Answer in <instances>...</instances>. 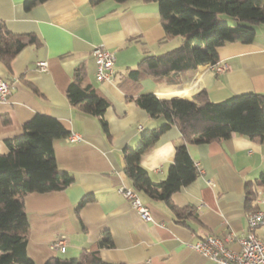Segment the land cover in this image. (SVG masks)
Segmentation results:
<instances>
[{"label": "crops", "instance_id": "crops-1", "mask_svg": "<svg viewBox=\"0 0 264 264\" xmlns=\"http://www.w3.org/2000/svg\"><path fill=\"white\" fill-rule=\"evenodd\" d=\"M24 0H0V21L13 34H32L34 43L23 47L9 68L0 61V79L9 83V94L0 100V153L5 139L22 132L34 114L56 118L69 134L52 141L57 168L73 177L63 190L32 192L24 196L29 221L26 251L35 264L51 256L78 257L96 250L113 264H214L189 244L207 235L235 239L225 241L240 250L237 238L247 233L246 214L264 210V185L255 186L256 209L247 210L246 185L264 171V138L254 141L232 134L209 143L187 144L198 175L170 196L184 209L180 220L170 205L137 191L124 171L123 149L135 147L142 133L164 123L162 113L149 114L137 97L153 93L158 99L192 100L205 90L212 102L244 92L264 93V24L255 25L250 42H229L217 48L218 61L227 69L214 72L216 64L163 77L146 76L131 81L128 74L148 54L175 48L182 38L164 39L158 4L149 0H46L25 9ZM103 46L115 56L112 78L97 81L92 49ZM47 61L44 71L36 62ZM83 66L85 83L93 86L108 104L102 130L98 117L77 109L66 95L74 71ZM70 134L79 141L66 140ZM182 142L176 125L164 131L140 156V164L153 182L166 177L175 146ZM211 181L212 185L208 183ZM132 188L152 215L143 220L118 191ZM89 199L78 210L79 201ZM108 233L111 244L97 247ZM264 236V224L255 228ZM64 236L65 250L51 247Z\"/></svg>", "mask_w": 264, "mask_h": 264}, {"label": "trees", "instance_id": "trees-1", "mask_svg": "<svg viewBox=\"0 0 264 264\" xmlns=\"http://www.w3.org/2000/svg\"><path fill=\"white\" fill-rule=\"evenodd\" d=\"M46 0H24L25 9ZM99 1V0H92ZM123 2L126 0H116ZM149 1V0H144ZM158 4L165 36L161 41L180 37L177 47L159 54L143 56L128 74L133 82L146 76L163 77L195 69L200 64L218 61L217 48L229 42H250L255 25L264 24V0H152ZM32 34H13L0 21V61L9 68L11 60L28 44ZM85 69L73 73L66 95L77 109L98 117L102 130L107 102L85 83ZM136 103L149 114L162 113L165 121L141 134L135 147L123 149L124 171L137 191L168 203L179 221L184 209L170 200L173 192L190 183L197 175L187 144L209 143L232 134L254 141L264 138V93L244 92L212 102L205 90L192 100L158 99L153 93L141 94ZM172 125L180 131L182 142L175 146L166 177L153 182L140 164L141 154ZM69 134L54 117L36 113L22 125L21 134L5 139L7 152L0 153V264H35L26 251L29 221L24 205L28 193L63 190L73 177L57 168L52 141ZM264 185V171L255 182L246 185L245 204L254 210L255 186ZM89 199L85 195L76 210ZM111 244L108 233L96 246ZM42 264H113L99 258L96 250L81 252L78 257L51 256Z\"/></svg>", "mask_w": 264, "mask_h": 264}, {"label": "built area", "instance_id": "built-area-1", "mask_svg": "<svg viewBox=\"0 0 264 264\" xmlns=\"http://www.w3.org/2000/svg\"><path fill=\"white\" fill-rule=\"evenodd\" d=\"M92 55L96 62L95 78L97 81L110 80L114 71V53L103 46H96L92 49ZM36 67L40 71L47 68V61L40 60L36 62ZM214 72H223L227 69L224 63H216L211 66ZM9 94V83L0 79V100H5ZM79 135L70 134L66 140L70 142L79 141ZM212 185L211 181H208ZM117 191L127 199L131 206L138 212L145 221H151L152 215L149 208L141 202L137 193L130 187L120 184ZM247 233L237 238L240 243V250L234 251L225 245V241L236 238L234 234H228L226 238L207 235L189 246L205 257L211 259L214 264H264V236H257L254 233L255 228L264 224V210L249 211L246 214ZM66 240L64 236L56 238L51 247L65 250Z\"/></svg>", "mask_w": 264, "mask_h": 264}, {"label": "rangeland", "instance_id": "rangeland-1", "mask_svg": "<svg viewBox=\"0 0 264 264\" xmlns=\"http://www.w3.org/2000/svg\"><path fill=\"white\" fill-rule=\"evenodd\" d=\"M174 47H176V46H174ZM170 49H172V48H170ZM163 53V52H162Z\"/></svg>", "mask_w": 264, "mask_h": 264}]
</instances>
